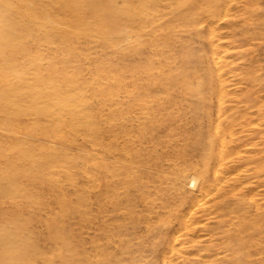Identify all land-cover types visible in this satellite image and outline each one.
<instances>
[{"label": "rangeland", "instance_id": "obj_1", "mask_svg": "<svg viewBox=\"0 0 264 264\" xmlns=\"http://www.w3.org/2000/svg\"><path fill=\"white\" fill-rule=\"evenodd\" d=\"M245 1L0 0V264H264V0Z\"/></svg>", "mask_w": 264, "mask_h": 264}, {"label": "bare ground", "instance_id": "obj_2", "mask_svg": "<svg viewBox=\"0 0 264 264\" xmlns=\"http://www.w3.org/2000/svg\"><path fill=\"white\" fill-rule=\"evenodd\" d=\"M69 1H70V0H69ZM73 1L75 2V0H73ZM92 1H93V0H92ZM143 1H144V0H143ZM161 1H162V0H161ZM174 1H175V0H174ZM190 1H191V0H190ZM244 1H245V0H244ZM247 1H249V0H247ZM256 1H257V0H256ZM64 2H65V1H64ZM67 2H68V1H67ZM163 2H164V1H163ZM219 2H220V1H219ZM245 2H246V1H245ZM98 3H99V2H98ZM169 3H171L170 0H169ZM174 3H175V2H174ZM187 3H188V2H187ZM249 3H250V1H249ZM249 3H248V4H249ZM258 3H259V1H258ZM77 4H79V3H77ZM219 4H220V3H219ZM256 4H257V3H256ZM134 5H135V4H134ZM161 5H162V4H161ZM161 5H160V6H161ZM173 5H174V4H173ZM173 5H172V6H173ZM186 5H187V4H186ZM203 5H204V4H203ZM217 5H218V4H217ZM227 5H229V4H227ZM227 5H225V6H227ZM243 5H245V4H243ZM249 5H250V4H249ZM77 6H78V5H77ZM163 6H165V5H163ZM183 6H185V5H183ZM240 6H241V5H240ZM255 6H256V5H255ZM62 7H63V6H62ZM202 7H203V6H202ZM227 7H228V6H227ZM238 7H239V5H238ZM238 7H236L237 10H238ZM241 7H242V6H241ZM166 8H167V7H166ZM239 8H240V7H239ZM247 8H248V7H247ZM155 9H156V8H155ZM202 9H204V8H202ZM202 9H201V12H202ZM207 9H208V8H207ZM207 9H206V10H207ZM226 9H230V8H226ZM226 9H225V10H226ZM251 9H252V8H251ZM185 10H186V9H185ZM190 10H192V9H190ZM206 10H205V11H206ZM62 11H63V10H62ZM153 11H154V10H153ZM155 11H156V10H155ZM177 11H178V10H177ZM182 11H183V10H182ZM195 11H196V10H195ZM255 11H256V10H255ZM257 11H258V10H257ZM259 11H261V10H259ZM156 12H157V11H156ZM215 12H216V11H215ZM237 12H238V11H237ZM250 12H251V11H250ZM253 12H254V10H253ZM153 13H154V12H153ZM170 13H171V12H170ZM174 13H176V12H174ZM184 13H185V11H184ZM195 13H196V12H195ZM203 13H204V12H203ZM203 13H202V14H203ZM207 13H208V12H206V14H207ZM212 13H213V12H212ZM247 13H248V12H247ZM247 13H246V14H247ZM254 13H255V12H254ZM254 13H253V14H254ZM150 14H151V13H150ZM154 14H155V13H154ZM156 14H157V13H156ZM166 14H167V13H166ZM186 14H187V13H186ZM188 14H189V13H188ZM197 14H198V10H197ZM199 14L202 15L201 13H199ZM208 14H209V13H208ZM208 14H207V15H208ZM249 14H250V13H249ZM253 14H252V15H253ZM167 15H168V14H167ZM172 15H174V14H172ZM183 15H184V14H183ZM193 15H194V14H193ZM204 15H205V14H204ZM211 15H212V14H211ZM237 15H238V14H237ZM259 15H263V16H264L263 13H261V14H259ZM149 16H150V15H149ZM168 16H169V15H168ZM186 16H187V15H186ZM186 16H185V17H186ZM189 16H190V15H189ZM197 16H198V15H197ZM208 16H209V15H208ZM225 16H226V15H225ZM229 16H230V15H229ZM257 16H258V15H257ZM257 16H255V18H256ZM157 17H159V16H157ZM164 17H165V15H164ZM172 17H173V16H172ZM187 17H188V16H187ZM226 17H227V16H226ZM251 17H252V16H251ZM223 18H224V17H223ZM239 18H240V17H239ZM260 18H261V17H260ZM260 18H259V19H260ZM152 19L154 20V18H152ZM156 19H157V18H156ZM176 19H177V18H176ZM189 19H190V18H189ZM198 19H199V17H198ZM218 19H219V18H218ZM236 19H237V18H236ZM262 19H263V18H261V20H262ZM158 20H159V19H158ZM170 20H172V19H170ZM170 20H169V21H170ZM214 20H215V19H214ZM234 20H235V19H234ZM244 20H245V19H244ZM251 20H252V19H251ZM255 20H256V19H255ZM177 21H178V20H177ZM192 21H193V20H192ZM236 21L238 22V19H237ZM249 21H250V20H249ZM252 21H253V20H252ZM259 21H260V20H259ZM155 22H157V21H155ZM162 22H163V21H162ZM167 22H168V21H167ZM171 22L173 23V21H171ZM181 22H186V21H181ZM217 22H218V21H217ZM225 22H226V21H225ZM241 22H242V21H241ZM250 22H251V21H250ZM263 22H264V21H263ZM160 23H161V22H160ZM160 23H159V25H160ZM163 23H165V22H163ZM172 23H171V24H172ZM177 23H179V22H177ZM187 23H188V22H187ZM234 23H235V22H234ZM238 23H239V22H238ZM242 23H244V22H242ZM140 24H142V23L140 22ZM145 24L147 25V23H145ZM156 24H157V23H156ZM156 24H155V25H156ZM171 24H170V25H171ZM199 24L201 25L202 23H199ZM199 24H198V25H199ZM224 24H225V23H224ZM224 24H223V26H224ZM230 24H232V23L230 22ZM235 24H236V23H235ZM240 24H241V23H240ZM133 25H134V23H133ZM136 25H137V24H136ZM142 25H143V24H142ZM163 25H164V24H163ZM167 25H168V24H167ZM187 25H188V24H187ZM192 25H193V24H192ZM204 25H205V24H204ZM227 25H228V24H227ZM246 25H248V24H246ZM254 25L260 27V25H256V24H254ZM261 25H262V24H261ZM128 26H129V25H128ZM134 26H135V25H134ZM134 26H133V28H134ZM147 26H148V25H147ZM149 26H150V25H149ZM173 26H175V25H173ZM173 26H171V27L173 28ZM210 26H212V25H210ZM221 26H222V25H221ZM231 26H232V25H231ZM231 26H230V27H231ZM234 26H236V25H234ZM150 27H151V26H150ZM166 27H168V26H166ZM185 27H186V26H185ZM214 27H216V26L214 25ZM214 27L212 26V28H214ZM247 27H248V26H247ZM127 28H128V27H127ZM129 28H130L131 30H133L131 27H129ZM136 28H137V27H136ZM145 28H146V27H145ZM183 28H184V27H183ZM188 28H189V27H188ZM188 28H187V29H188ZM227 28H228V27H227ZM232 28H233V26H232ZM242 28H243V27H242ZM262 28H263V26H262ZM137 29H138V28H137ZM156 29H157V28H156ZM159 29H160V28H159ZM164 29H165V28H164ZM181 29H182V28H181ZM209 29H210V28H209ZM259 29H260V28H259ZM127 30H128V29H127ZM160 30H161V29H160ZM168 30H169V29H168ZM183 30H184V29H183ZM189 30H190V29H189ZM210 30H211V29H210ZM245 30H246V29H245ZM247 30H249V29H247ZM253 30H254V29H253ZM143 31H144V30H143ZM155 31H156V30H154V32H155ZM190 31H191V30H190ZM250 31H251V30H250ZM255 31H256V30H255ZM258 31H259V30H258ZM262 31H263V30H262ZM131 32H132V31H131ZM131 32H130V33H131ZM134 32H135V31H134ZM210 32H211V31H210ZM210 32H209V33H210ZM227 32H228V31H227ZM135 33H136V32H135ZM176 33H178V32H176ZM189 33H190V32H189ZM211 33H212V32H211ZM213 33H214V32H213ZM240 33H241V32H240ZM164 34H168V36H170V35H169V32H168V33H164ZM174 34H175V32H174ZM214 34H215V33H214ZM257 34H258V33H257ZM133 35H135V34H133ZM133 35H132V36H133ZM137 35H138V34H136V36H137ZM156 35H157V34H156ZM159 35H160V33H159ZM220 35H221V34H220ZM230 35H231V34H230ZM236 35H237V34H236ZM243 35H244V34H243ZM129 36H130V35H129ZM174 36H175V35H174ZM182 36H185V35L183 34ZM201 36H202V35H201ZM201 36H200V37H201ZM212 36H213V35H212ZM133 37L135 38V36H133ZM156 37H157V36H156ZM166 37H167V36H166ZM177 37H178V36H177ZM192 37H194V36H192ZM202 37H204V36H202ZM209 37H211V36H209ZM231 37H233V36H231ZM262 37H263V36H262ZM148 38H149V36H148ZM148 38H147V39H148ZM170 38H172V37H170ZM179 38H180V37H179ZM190 38H191V37H190ZM195 38H196V37H195ZM195 38H194V39H195ZM211 38H212V37H211ZM239 38H240V37H239ZM126 39H127V38H126ZM140 39H141V38H140ZM149 39H150V38H149ZM180 39H181V38H180ZM237 39H238V38H237ZM242 39L245 40L246 38H245V39L242 38ZM150 40H151V39H150ZM155 40H156V38H155ZM166 40H167V39H166ZM177 40H178V38H177ZM190 40H191V39H190ZM196 40H197V38H196ZM260 40H261V39H260ZM263 40H264V39H263ZM171 41H172V40H171ZM238 41H239V40H238ZM261 41H262V40H261ZM147 42H148V41H147ZM162 42L164 43V41H162ZM167 42H168V41H167ZM194 42H195V41H194ZM148 43H149V42H148ZM203 43H204V42H203ZM214 43H215V41H214ZM214 43H213V44H214ZM216 43H217V42H216ZM218 43H219V42H218ZM253 43H254V42H253ZM260 44H262V43H260ZM260 44H259V46H263V45H260ZM151 45H152V44H151ZM211 45H212V43H211ZM214 45H215V44H214ZM214 45H213V46H214ZM199 46H200V44H199ZM209 46H210V45H209ZM140 47H141V46H140ZM140 47H139L138 49H140ZM146 47H147V46H146ZM177 47H178V46H177ZM200 47H201V46H200ZM230 47H231V46H230ZM238 47H239V46H238ZM147 48H149V47H147ZM151 48H152V47H151ZM195 48H196V47H195ZM203 48H204V47H203ZM212 48H213V47H212ZM155 49H156V48H155ZM198 49H199V48H198ZM240 49H241V48H240ZM258 49H259V48H258ZM149 50H150V49H149ZM212 50H213V49H212ZM255 50H256V49H255ZM259 50H260V49H259ZM132 51H133V50H132ZM139 51H140V50H139ZM144 51H145V50H144ZM152 51H154L153 48H152ZM176 51L178 52V50H176ZM176 51H175V52H176ZM181 51H182V50H181ZM214 51H216V50H214ZM214 51H213V53H214ZM244 51H245V50H244ZM149 52H151V51H149ZM149 52H148V53H149ZM155 52H156V51H155ZM166 52H167V51H166ZM193 52H194V50H193ZM241 52H242V51H241ZM246 52H247V51H246ZM164 53H165V52H164ZM167 53H169V52H167ZM167 53H166V54H167ZM180 53H181V52H180ZM213 53H212V57H214V56H213V55H214ZM238 53H239V52H238ZM259 53H260V51H259ZM155 54H156V53H155ZM234 54H236V53H234ZM250 54H253V53H250ZM250 54H249V55H250ZM174 55H175V53H174ZM180 55H181V54H180ZM193 55H194V54H193ZM197 55H198V53H197ZM197 55H196V56H197ZM222 55H223V52H222ZM231 55H232V54H231ZM236 55H237V54H236ZM239 55H240V54H239ZM245 55H246V54H245ZM257 55H259V54H257ZM167 56H169V55H167ZM200 56H201V54H200ZM220 56H221V55H220ZM228 56H229V55H228ZM240 56H241V55H240ZM254 56H255V55H253V57H254ZM157 57H158V56H157ZM179 57H180V56H179ZM179 57H178V58H179ZM194 57H195V56H194ZM210 57H211V56H210ZM218 57H219V56H218ZM245 57H246V56H245ZM153 58H154V57H153ZM200 58H201V57H200ZM214 58H215V57H214ZM238 58H239V57H238ZM256 58H257V57H256ZM151 59H152V58H151ZM194 59H195V58H194ZM233 59H234V58H233ZM241 59H242V58H241ZM241 59H240V60H241ZM254 59H255V58H254ZM138 60H139V58H138ZM141 60H142V59H141ZM143 60H145V58H144ZM143 60H142V61H143ZM149 60H150V59H149ZM177 60H178V59H177ZM179 60H180V59H179ZM214 60H215V59H214ZM250 60H252V58H251ZM258 60H259V59H258ZM262 60H263V58H262ZM262 60H260V61H262ZM167 61H168V60H167ZM237 61H238V59H237ZM131 62H132V60H131ZM156 62H157V61H156ZM162 62H163V61H162ZM193 62H194V61H193ZM196 62H201V61H196ZM214 62L216 63V61H214ZM256 62H258V61H256ZM165 63H166V61H165ZM218 63H219V62H218ZM238 63H239V62H238ZM262 63L264 64V62H262ZM133 64H134V63H133ZM146 64H147V63H146ZM161 64H162V63H161ZM194 64H195V63H194ZM194 64H193V65H194ZM200 64H201V63H200ZM243 64H244V63H243ZM246 64L249 66L251 63H250V64H249V63H246ZM258 64H259V63H257L256 65H258ZM162 65H163V64H162ZM170 65H171V64H170ZM191 65H192V64H191ZM197 65H198V64H197ZM259 65H260V64H259ZM140 66H141V65H140ZM145 66H146V65H145ZM208 66H209V65H208ZM232 66H233V64H232ZM262 66H263V65H262ZM136 67H137V66H136ZM156 67H157V66H156ZM191 67L193 68V66H191ZM201 67H202V66H201ZM243 67H244V66H243ZM260 67H261V66H260ZM137 68H138V67H137ZM141 68H143V67H141ZM146 68H147V67H146ZM196 68H197V67H196ZM209 68H210V67H209ZM233 68H234V67H233ZM170 69H172V67H171ZM180 69H181V68H180ZM219 69H221V67H219ZM219 69H218V72L220 71ZM230 69H231V68H230ZM242 69H243V68H242ZM246 69H248V68H246ZM249 69H250V68H249ZM254 69H255V67H254ZM257 69H260V68H257ZM263 69H264V67H263ZM143 70H145V69H143ZM152 70H153V69H152ZM200 70H202V69H200ZM203 70H204V69H203ZM235 70H236V69H235ZM252 70H253V69H252ZM156 71H157V70H156ZM205 71H206V70H205ZM228 71H229V70H228ZM253 71H254V70H253ZM253 71H252V72H253ZM128 72H129V71H128ZM138 72H139V71H137V73H138ZM141 72H142V71H141ZM141 72H140V73H141ZM188 72H189V71H188ZM242 72H244V71L242 70ZM254 72H255V71H254ZM256 72H257V71H256ZM140 73H138V74H140ZM147 73H148V71H147ZM155 73H156V72H155ZM160 73H162V72H160ZM205 73H207V72H205ZM244 73H246V72H244ZM209 74H210V73H209ZM174 75H175V74H174ZM217 75H218V74H217ZM248 75H249V74H248ZM200 76H201V75H200ZM256 76H258V75H256ZM256 76H254V77H256ZM250 77H251V76H250ZM262 77H263V76H262ZM262 77H261V78H262ZM171 78H173V77L171 76ZM171 78H170V79H171ZM232 78H234V77L232 76ZM248 78H249V77H248ZM196 79H197V78H196ZM206 79H207V78H206ZM212 79H213V77H212ZM251 79H252V78H251ZM254 79H255V78H254ZM254 79H253V81H255ZM139 80H140V79H139ZM256 80H257V79H256ZM130 81H131V80H130ZM130 81H129V82H130ZM149 81H150V80H149ZM173 81H174V80H173ZM173 81H172L171 84H173ZM196 81H197V80H196ZM199 81H200V80H199ZM240 81H241V80H240ZM246 81H247V79H246ZM132 82H133V80H132ZM244 82H245V81H244ZM133 83H134V82H133ZM165 83H166V82H165ZM193 83H195V82L193 81ZM196 83H197V82H196ZM199 83H200V82H199ZM199 83H198V85H199ZM203 83H204V82H203ZM203 83H202V84H203ZM249 83H251V82H249ZM259 83H260V82H259ZM261 83H262V81H261ZM190 84H191V83H190ZM225 84H226V83H225ZM133 85H134V84H133ZM173 85H174V84H173ZM212 85H213V84H212ZM246 85H247V84H246ZM140 86H141V85H140ZM142 86H143V85H142ZM171 86H172V85H171ZM175 86H176V85H175ZM193 86H195V85H193ZM193 86H192V87H193ZM218 86H220V85L218 84ZM256 86H257V85H256ZM258 86H259V85H258ZM261 87H262V86H261ZM134 88H135V87H134ZM221 88H222V87H221ZM255 88H256V87H255ZM190 89H191V88H190ZM196 89H197V87H196ZM196 89H195V90H196ZM198 89H201V88H198ZM209 89H210V88H209ZM175 90H176V89H175ZM253 90H254V89H253ZM159 91H160V90H159ZM257 91H259V90H257ZM200 92H201V90H200ZM204 92H205V91H204ZM218 92H219V90H218ZM243 92H245V91H243ZM243 92H241V93H243ZM249 92H250V90H249ZM191 93H192V92H191ZM198 93H199V92H198ZM206 93H207V92H206ZM220 93H221V92H220ZM220 93H219V94H220ZM245 93H246V92H245ZM140 94H141V93H140ZM145 95H146V94H145ZM148 95H149V94H148ZM233 95H234V94H233ZM237 95H238V94H237ZM239 95H240V94H239ZM162 96H163V95H162ZM195 96H196V95H195ZM221 96H222V95H221ZM240 96H241V95H240ZM157 97H158V95H157ZM160 97H161V96H160ZM196 97H197V96H196ZM219 97H220V95H219ZM219 97H218V98H219ZM250 97H251V96H250ZM213 98H214V97H213ZM251 98H252V97H251ZM131 99H133V98H131ZM168 99H169V98H168ZM168 99H167V100H168ZM198 99H199V97H198ZM202 99H203V98H202ZM158 100H159V99H158ZM220 100H221V99H220ZM220 100H218V101H220ZM242 100H243V98H242ZM242 100H240V101H242ZM246 100H248V99L246 98ZM250 100H251V99H250ZM252 100H253V98H252ZM178 101H179V100H178ZM185 101H187V100H185ZM244 101H245V100H244ZM129 102H130V100H129ZM133 102H134V101H133ZM172 102H173V101H172ZM203 102H204V101H203ZM203 102H202V103H203ZM234 102H235V101H234ZM242 102H243V101H242ZM194 103H195V102H194ZM198 103H199V102H198ZM217 103H218V102H217ZM222 103H223V102H222ZM129 104H130V103H129ZM154 104H155V103H154ZM171 104H172V103H171ZM239 104H240V103H239ZM148 105H149V104H148ZM167 105H168V104H167ZM179 105H180V104H179ZM202 105H203V104H202ZM236 105H237V104H236ZM245 105H247V103H246ZM245 105H244V106H245ZM175 106H176V105H175ZM209 106H210V105H209ZM217 106H220V104L217 105ZM240 106L242 107V105H240ZM247 106H248V105H247ZM253 106H254V105H253ZM151 107H152V106H151ZM173 107H174V106H173ZM182 107H183V106H182ZM185 107H186V106H185ZM185 107H183V108H185ZM245 107H246V106H245ZM212 108H213V106H212ZM219 108H220V107H219ZM219 108H217V110H218ZM237 108H238V107H237ZM237 108L235 107V109H237ZM162 109H163V107H162ZM177 110H178V109H177ZM179 110H180V108H179ZM196 110H197V109H195V111H196ZM198 110H199V109H198ZM207 110H208V109H207ZM208 111H209V110H208ZM218 111H219V110H218ZM258 111H259V110H258ZM154 112H155V114H156V111H154ZM177 112H178V111H177ZM190 112H191V111H190ZM190 112H189V113H190ZM193 112H194V111H193ZM216 113H217V112H216ZM193 114H194V113H193ZM214 114H215V113H214ZM218 114H219V113H218ZM218 114H217V115H218ZM227 115H228V114H226V116H227ZM157 116H158V115H157ZM189 116H190V115H189ZM206 116H207V115H206ZM209 116H210V115H209ZM213 116H215V115H213ZM226 116H225V117H226ZM207 117H208V116H207ZM219 117H220V116H219ZM200 118H201V117H200ZM216 118H217V117H216ZM195 119H196V118H195ZM211 119H212V118H211ZM191 120H192V119H191ZM210 121H211V120H210ZM213 121H214V120H213ZM259 121H260V120H259ZM205 122H206V120H205ZM254 122H255V121H254ZM216 123H217V122H216ZM216 123H215V124H216ZM252 123H253V122H252ZM255 123H257V121H256ZM203 125H204V127H205V124H203ZM237 125H238V124H237ZM220 126H221V125H220ZM222 127H223V126H222ZM202 128H203V127H202ZM212 128H216V126H215V127H212ZM224 128H225V127H224ZM199 129H200V128H199ZM210 129H211V128H210ZM220 129H221V128H220ZM220 133H221V132H220ZM208 134H209V133H208ZM207 136H208V135H207ZM210 136H211V135H210ZM212 137H213V136H212ZM221 138H222V137H221ZM202 139H203V138H202ZM255 139H256V138H255ZM231 140H232V139H231ZM198 141H199V140H198ZM230 142H231V141H230ZM208 143H209V142H208ZM211 143H212V142H211ZM215 143H216V141H215ZM219 143H220V142H219ZM199 144H200V143H199ZM201 144H202V143H201ZM206 144H207V143H206ZM221 144H222V143H221ZM144 146H145V145H144ZM243 146H244V145H243ZM247 146H248V145H247ZM209 147H210V146H209ZM212 147H213V146H212ZM244 147H245V146H244ZM213 148H215V147H213ZM237 148H238V147H237ZM242 148H243V147H242ZM240 149H241V148H240ZM216 150H217V149H216ZM242 150H243V149H242ZM262 150H263V149H262ZM262 150H261V151H262ZM205 151H206V150H205ZM231 151H232V150H231ZM203 152H204V151H203ZM240 152H241V151H240ZM139 153H140V152H139ZM205 153H206V152H205ZM215 153H216V152H215ZM242 153H243V151H242ZM260 153H261V152H260ZM263 153H264V152H263ZM256 154H257V153H256ZM256 154L253 153V155H256ZM190 156H192V155H190ZM190 156H189V157H190ZM217 156H218V155H217ZM238 156H240V154L237 155V157H238ZM243 156H244V155H243ZM219 157H220V156H219ZM235 157H236V156H235ZM256 157H257V156H256ZM259 157H260V156H259ZM239 158H240V157H239ZM263 158H264V157L262 156V159H263ZM159 159H160V158H159ZM216 159H217V158H216ZM220 159H221V158H220ZM231 159H232V158H231ZM241 159H242V158H241ZM255 159H256V158H255ZM258 159L260 160L261 158H258ZM178 160H179V159H178ZM186 160H187V159H186ZM229 160H230V159H229ZM259 160H258V161H259ZM164 161H165V159H164ZM164 161H163V162H164ZM174 161H175V160H174ZM102 162H103V161H102ZM183 162H184V161H183ZM206 162H207V160H206ZM217 162L219 163L220 161H217ZM244 162H245V161H244ZM249 162H250V161H249ZM255 162H256V161H255ZM189 163H190V162H189ZM227 163H228V162H227ZM234 163H235V162H234ZM236 163H237V161H236ZM246 163L248 164L247 161H246ZM256 163H257V162H256ZM256 163H255V164H256ZM178 164H180V163H178ZM186 164H187V163H186ZM212 164H213V163H212ZM228 164H229V163H228ZM228 164H227V165H228ZM232 164H233V162H232ZM238 164H239V163H238ZM249 164H250V163H249ZM249 164H248V165H249ZM158 165H159V164H158ZM161 165H162V163H161ZM163 165H164V163H163ZM163 165H162V166H163ZM190 165H191V163H190ZM217 165H218V164H217ZM243 165H245V164H243ZM253 165H254V164H253ZM257 165H258V164H257ZM257 165H256V166H257ZM140 166H144V165L142 164V165H140ZM176 166H177V165H176ZM182 166H184V165H182ZM212 166H213V165H212ZM214 166H216V165H214ZM104 167H105V166H104ZM145 167H146V166H145ZM189 167H190V166H189ZM262 167H263V165H262ZM146 168H147V167H146ZM173 168H174V166H173ZM175 168H176V167H175ZM182 168H183V167H182ZM148 169H149V168H148ZM178 169H179V168H178ZM178 169H176V170H177V171H176L177 173H178ZM186 169H187V168H186ZM192 169H193V168H192ZM209 169H210V168H209ZM211 169H212V168H211ZM233 169H234V168H233ZM236 169H237V168H236ZM259 169H260V168H259ZM261 169H262V168H261ZM156 170H157V169H156ZM158 170H161V169H158ZM179 170H180V169H179ZM217 170H218V169H217ZM217 170H216V171H217ZM162 171H163V170H162ZM187 171H191V170H187ZM194 171H195V170H194ZM210 171H211V170H210ZM220 171H221V170H220ZM223 171H224V170H223ZM225 171H226V170H225ZM142 172H143V171H142ZM248 172H249V171H248ZM263 172H264V171H263ZM135 173H136V172H135ZM143 173H144V172H143ZM143 173H141V175H142ZM145 173H146V172H145ZM160 173H162V172L160 171ZM177 173H176V174H177ZM194 173H195V172H194ZM194 173H193L194 176L197 175L196 173H195V174H194ZM207 173H208V172H207ZM210 173H211V172H210ZM212 173H213V172H212ZM216 173H217V172H216ZM221 173H222V171H221ZM228 173H229V172H228ZM241 173H242V169H241ZM255 173H257V172H255ZM259 173H260V171H259ZM81 174H82V173H81ZM88 174H89V173H88ZM176 174H175V176H176ZM186 174H187V173H186ZM190 174H191V173H190ZM243 174H244V173H243ZM246 174H247V173H246ZM251 174H252V173H251ZM83 175H84V174H83ZM157 175H158V174H157ZM162 175H163V174H162ZM191 175H192V174H191ZM200 175H201V174H200ZM215 175H216V174H215ZM240 175H242V174H240ZM262 175H263V174H262ZM136 176H137V175H136ZM194 176H193V177H194ZM198 176H199V175H198ZM198 176H197V177L195 176V177L198 178ZM257 176H258V175H257ZM147 177H148V176H147ZM176 177H177V176H176ZM176 177H174V178H176ZM199 177H200V176H199ZM203 177H204V176H203ZM203 177H202V179H203ZM212 177H213V176H212ZM242 177H243V176H242ZM246 177H247V176H246ZM140 178H141V177H140ZM177 178H178V177H177ZM177 178H176V179H177ZM181 178H182V177H181ZM185 178H186V176H185ZM190 178H191V176H190ZM190 178H189V179H190ZM236 178H237V177H236ZM247 178H248V177H247ZM23 179H24V178H23ZM135 179H136V177H135ZM160 179H161V178H160ZM182 179H183V178H182ZM191 179H192V178H191ZM194 179H195V178H193V180H192L193 182H194ZM208 179H209V178H208ZM213 179H214V178H213ZM232 179H233V178H232ZM238 179H239V178H238ZM105 180H106V179H105ZM107 180H108V179H107ZM195 180H196V179H195ZM215 180H218V179H215ZM215 180H214V181H215ZM222 180H224V179H222ZM240 180H241V179H240ZM78 181H79V180H78ZM82 181H83V180H81V182H82ZM96 181H97V180H96ZM121 181H122V180H121ZM124 181H125V180H124ZM138 181H139V180H138ZM140 181H141V180H140ZM151 181H152V180H151ZM166 181H167V180H166ZM180 181L182 182V180H180ZM192 181H191V183H192ZM91 182H92V180H91ZM174 182H175V181H174ZM188 182H189V181H188ZM205 182H206V181H205ZM207 182H208V181H207ZM216 182H217V181H216ZM253 182H254V181H253ZM256 182L258 183V181H256ZM263 182H264V181H263ZM85 183H86V181H85ZM92 183H93V182H92ZM134 183H135V182H134ZM159 183H160V182H159ZM168 183H169V182H168ZM175 183H177V182H175ZM175 183H174V184H175ZM178 183H179V181H178ZM223 183H224V182H223ZM234 183H235V182H234ZM245 183H246V181H245ZM251 183H252V182H251ZM97 184H98V183H97ZM152 184H153V183H152ZM201 184H202V183H201ZM203 184H204V183H203ZM225 184H226V183H225ZM262 184H264V183H262ZM81 185H82V184H81ZM91 185H92V184H91ZM142 185H143V184H142ZM154 185H157V184H154ZM160 185H161V184H160ZM179 185H182V184L179 183ZM179 185H178V186H179ZM194 185H195V184H194ZM204 185H205V184H204ZM241 185H242V184H241ZM95 186H96V185H95ZM195 186H196V185H195ZM205 186H206V185H205ZM205 186H203V188H204ZM207 186H208V185H207ZM212 186H213V185H212ZM228 186H229V184H228ZM242 186H243V185H242ZM257 186H258V184H257ZM263 186H264V185H263ZM140 187H141V186H140ZM145 187H146V186H145ZM164 187H165V186H164ZM196 187H197V186H196ZM213 187H216V186H213ZM230 187H231V186H230ZM85 188H88V187H85ZM93 188H94V185H93ZM93 188H92V189H93ZM96 188H97V187H96ZM158 188H159V187H158ZM222 188H223V187H222ZM243 188H244V187H243ZM105 189L107 190L108 188H105ZM159 189H160V188H159ZM185 189H186V188H185ZM197 189H198V187H197ZM258 189H260V188L258 187ZM263 189H264V188H263ZM82 190H83V189H82ZM88 190H89V189H88ZM113 190H114V189H113ZM113 190H112V192H113ZM134 190H135V189H134ZM181 190H182V189H181ZM213 190H214V189H213ZM222 190H223V189H222ZM132 191H133V190H132ZM179 191H180V190H179ZM205 191H206V190H205ZM205 191H204V192H205ZM214 191H215V190H214ZM214 191H213V192H214ZM223 191H225V190H223ZM180 192H181V191H180ZM182 192H183V191H182ZM210 192H211V191H210ZM225 192H226V191H225ZM90 193H91V192H90ZM90 193H89V194H90ZM116 193H117V192H116ZM154 193H155V192H154ZM184 193H185V192H184ZM217 193H218V192H217ZM108 194H109V193H108ZM120 194H121V193H120ZM122 194H124V193H122ZM214 194H215V192H214ZM87 195H88V194H87ZM92 195H93V194H92ZM100 195H101V194H100ZM234 195H235V194H234ZM237 195H238V194H237ZM240 195H241V194H240ZM259 195H263V194H259ZM104 196H106V195H104ZM117 196H118V195H117ZM137 196H138V195H137ZM223 196H224V195H223ZM229 196H230V195H229ZM231 196H232V195H231ZM242 196H244V195H242ZM242 196H241V198H242ZM257 196H258V195H257ZM80 197H82V196H80ZM86 197H87V196H86ZM88 197H89V196H88ZM90 197H91V196H90ZM111 197H113L112 194H111ZM111 197H110V198H111ZM148 197H150V196H148ZM189 197H190V196H189ZM200 197H201V196H200ZM232 197H233V196H232ZM84 198H85V197H84ZM94 198H95V197H94ZM94 198H93V199H94ZM151 198H152V197H151ZM201 199H202V197H201ZM226 199H227V198H226ZM248 199H249V198H248ZM102 200H103V199H102ZM144 200H145V199H144ZM198 200H200V199H198ZM202 200H203V199H202ZM239 200H240V199H239ZM239 200H238L237 202H240ZM250 200H251V199H250ZM79 201L82 202L83 200L80 199ZM109 201H110V200H109ZM248 201H249V200H248ZM251 201H254V200H251ZM99 202H100V201H99ZM106 202H108V201H106ZM184 202H185V200L183 201V203H184ZM187 202H188V201H187ZM189 202H190V201H189ZM230 202H231V201H229V203H230ZM234 202H235V201H234ZM237 202H236V203H237ZM245 202H246V201H245ZM254 202H256V200H255ZM78 203H79V202H78ZM92 203H93V202H92ZM92 203H91V204H92ZM95 203H96V202H95ZM111 203H113V202L111 201ZM116 203H117V202H116ZM120 203H121V202H120ZM138 203H139V202H138ZM157 203H158V202H157ZM160 203H161V202H160ZM196 203H198V202H196ZM249 203H251V206H252V202H249ZM80 204H81V203H80ZM100 204H101V203H100ZM100 204H99V206H100ZM133 204H134V203H133ZM135 204H136V203H135ZM194 204H195V203H194ZM107 205H108V204H107ZM107 205H106V206H107ZM111 205H112V204H111ZM114 205H115V204H113V206H114ZM117 205H118V204H117ZM124 205H125V204H124ZM161 205H162V204H161ZM161 205H160V206H161ZM218 205H219V204H218ZM238 205H239V203H238ZM261 205H262V204H261ZM261 205H260V206H261ZM109 206H110V204H109ZM141 206H142V205H141ZM164 206H165V205H163V207H164ZM235 206H236V205H235ZM239 206H240V205H239ZM245 206H247V205L245 204ZM249 206H250V205H249ZM97 207H98V205H97ZM97 207H96V208H97ZM102 207H103V206H102ZM148 207H149V206H148ZM181 207H182V206H181ZM240 207H241V206H240ZM240 207H239V208H240ZM255 207H256V205H255ZM263 207H264V206H263ZM94 208H95V207H94ZM94 208H93V209H94ZM99 208H100V207H99ZM164 208H165V207H164ZM221 208H222V206H221ZM224 208H225V206H224ZM258 208H259V207H258ZM79 209H81V208H79ZM82 209H83V208H82ZM93 209H92V210H93ZM101 209H103V208H101ZM107 209H108V208H107ZM109 209H110V207H109ZM160 209H161V207H160ZM218 209H219V208H217L216 210H218ZM233 209H234V208H233ZM243 209H244V207H242V210H243ZM255 209H256V208H255ZM94 210H95V209H94ZM98 210H99V209H98ZM140 210H141V209H140ZM195 210H196V209H195ZM219 210H221V209H219ZM235 210H237L236 207H235ZM253 210H254V209H253ZM99 211H100V210H99ZM102 211L104 212V210H102ZM106 211H107V210H106ZM122 211H123V209H122ZM125 211H126V210H125ZM128 211H130V210H128ZM144 211H145V209H144ZM159 211H160V210H159ZM171 211H172V210H171ZM249 211H251V210H248L247 212H249ZM260 211H261V209H260ZM263 211H264V210H262V212H263ZM126 212H127V211H126ZM151 212H152V209H151ZM151 212H150V213H151ZM156 212H157V211H156ZM224 212H225V211H224ZM224 212H223V213H224ZM227 212H228V211H227ZM253 212H254V211H253ZM255 212L257 213V211H255ZM79 213H80V212H79ZM107 213H108V212H107ZM115 213H116V212H115ZM130 213H131V212H130ZM130 213L126 214V216L130 215ZM132 213H133V212H132ZM136 213H137V212H136ZM160 213H161V212H160ZM163 213H164V212H163ZM163 213H161V214L163 215ZM189 213H190V212H189ZM215 213H216V212H215ZM217 213H218V211H217ZM221 213H222V212H221ZM221 213H220V215H221ZM225 213H226V212H225ZM236 213H237V212H236ZM236 213H235V216H236ZM249 213H250V212H249ZM88 214H89V213H88ZM112 214H113V213H112ZM112 214H111V215H112ZM116 214L118 215V213H116ZM121 214H122V213H121ZM246 214H247V213H246ZM85 215H86V214H85ZM89 215H91V214H89ZM106 215H107V214H106ZM111 215L109 214V216H111ZM144 215H145V214H144ZM147 215H148V214H147ZM211 215H213V214H211ZM214 215H215V214H214ZM241 215H242V214H241ZM241 215H240V216H241ZM244 215H245V214H244ZM247 215H248V214H247ZM257 215H258V214H257ZM263 215H264V213H263ZM78 216H79V215H78ZM104 216H105V215H104ZM139 216H141V215H139ZM145 216H146V215H145ZM157 216H159V215H157ZM186 216H188V215H186ZM221 216H222V215H221ZM221 216H220V217H221ZM232 216H234V213H233ZM237 216H238V215H237ZM242 216H243V215H242ZM245 216H246V215H245ZM249 216L251 217L252 214L249 215ZM249 216H248V217H249ZM253 216H254V215H253ZM80 217H81V215H80ZM87 217H88V216H87ZM95 217H97V215H96ZM95 217H93V218L95 219ZM147 217H148V216H147ZM152 217H153V216L151 215V218H152ZM224 217H225V216H224ZM224 217H223V219H224ZM227 217H228V216H227ZM238 217H239V216H238ZM248 217H247V218H248ZM256 217H257V216H256ZM258 217H259V216H258ZM260 217H261V216H260ZM104 218H105V217H104ZM113 218H114V217H113ZM148 218H149V217H148ZM148 218H147V219H148ZM151 218H149V219H151ZM156 218H157V217H156ZM161 218H163V217L161 216ZM229 218H230V217H229ZM239 218H240V217H239ZM239 218H238V219H239ZM252 218L254 219V217H252ZM79 219H81V218H79ZM100 219H101V217H100ZM147 219H146V220H147ZM152 219H153V218H152ZM157 219H158V218H157ZM184 219H185V218H184ZM186 219H187V218H186ZM219 219H220V218H219ZM232 219H233V217H232ZM243 219H244V218H243ZM243 219H242V221H244ZM84 220H85V219H84ZM106 220H107V219H106ZM110 220H111V222H112V218H111ZM117 220H118V219H117ZM119 220H121V218H120ZM139 220H140V219H139ZM143 220H144V218H143ZM143 220H142V221H143ZM159 220H160V219H159ZM221 220H222V219H221ZM221 220H220V221H221ZM228 220H231V219H228ZM258 220H262V219H258ZM258 220H257V221H258ZM152 221H153V220H152ZM206 221H208V219H207ZM222 221H223V220H222ZM224 221H225V220H224ZM224 221H223V222H224ZM239 221H240V220L236 221V223L239 222ZM246 221H248V220H246ZM89 222H90V218H89ZM95 222H96V221H95ZM131 222H132V221H131ZM136 222H137V221H136ZM139 222H140V221H139ZM154 222H155V220H154ZM204 222H205V221H204ZM208 222H209V221H208ZM226 222H227V221H226ZM234 222H235V221H234ZM251 222H252V221H251ZM259 222H260V221H259ZM79 223H80V221H79ZM85 223H86V221H85ZM96 223H97V222H96ZM109 223H110V222H109ZM117 223H118V222H117ZM120 223H122V222L120 221ZM132 223H133V222H132ZM140 223H141V222H140ZM144 223H145V222H144ZM160 223H161V222H160ZM187 223H188V222H187ZM221 223H222V222H221ZM230 223H231V222H230ZM232 223H233V222H232ZM243 223H244V222H243ZM243 223H242V226H245V224L243 225ZM86 224H87V223H86ZM86 224H83V225H86ZM93 224H94V222H93ZM113 224H114V223H113ZM136 224H137V223H136ZM161 224H162V223H161ZM207 224H208V223H207ZM211 224H212V223H211ZM248 224H250V223H248ZM257 224H259V223H257ZM260 224H261V223H260ZM94 225H95V224H94ZM103 225H104V223H103ZM105 225H106V224H105ZM115 225H116V224H115ZM146 225H148V224H146ZM223 225H224V224H223ZM252 225H254L253 222H252ZM88 226H89V225H88ZM91 226H92V225H91ZM117 226H119V225H117ZM159 226H160V225H159ZM159 226H158V227H159ZM185 226H186V225H185ZM208 226H209V225H208ZM210 226H212V225H210ZM255 226H256V225H255ZM255 226H254V227H255ZM259 226H260V225H259ZM110 227H111V226H110ZM114 227H115V226H114ZM114 227H111V228H113V229H116V228H117V227H116V228H114ZM152 227H153V225H152ZM217 227H218V225H217ZM220 227H221V226H220ZM228 227H229V226H228ZM238 227H239V226H238ZM240 227H241V226H240ZM251 227H252V226H251ZM251 227H250V228H251ZM92 228H94V227H92ZM97 228H98V227H97ZM104 228H105V227H104ZM128 228H129V227H128ZM206 228H207V226H206ZM213 228H214V227H213ZM213 228H211V229H213ZM236 228H237V227H236ZM243 228H245V227H243ZM243 228H242V229H243ZM252 228H253V227H252ZM81 229H82V228H81ZM148 229H149V228H148ZM148 229H147V230H148ZM161 229H163V228H160V231H161ZM214 229H215V228H214ZM219 229H220V228H219ZM240 229H241V228H240ZM240 229H239V230H240ZM247 229H248V228H247ZM40 230H41V229H40ZM79 230H80V229H79ZM95 230H96V229H95ZM97 230H98V229H97ZM97 230H96V231H97ZM107 230H108V229H107ZM127 230H128V229H127ZM141 230H142V229H141ZM141 230H140V231H141ZM163 230H164V229H163ZM178 230H180V229H178ZM237 230H238V229H237ZM51 231H52V230H51ZM88 231H89V230H88ZM88 231H87V233H88ZM104 231L106 232V230H104ZM112 231H113V230H112ZM114 231H115V230H114ZM128 231H129V230H128ZM204 231H205V230H204ZM208 231H209V229H208ZM219 231H221V230H219ZM219 231H218V232H219ZM246 231H247V230H246ZM248 231H249V229H248ZM44 232H45V231H44ZM79 232H81V231H79ZM105 232H104V234H105ZM125 232H126V231H125ZM152 232H153V231H152ZM157 232H158V231H157ZM179 232H180V231H179ZM181 232H182V231H181ZM190 232H192V231H190ZM199 232H200V231H199ZM227 232H228V231H227ZM249 232H251V231H249ZM68 233H70V232H68ZM114 233H115V232H114ZM137 233H138V232H137ZM155 233H156V232H155ZM160 233H162V232H160ZM204 233H206V232H204ZM209 233H210V231H209ZM232 233H233V230H232ZM236 233H237V232H236ZM252 233H253V232H252ZM85 234H86V233H85ZM90 234H91V233H90ZM94 234H95V232H94ZM96 234H97V233H96ZM150 234H151V233H150ZM215 234H216V233H215ZM219 234H220V233H219ZM239 234H240V233H238L237 235H239ZM253 234H254V233H253ZM253 234H252V235H253ZM256 234H257V233H256ZM260 234H262V233H260ZM87 235H88V234H87ZM100 235L103 236V233L100 234ZM112 235H113V234H112ZM207 235H208V234H207ZM228 235H229V234H228ZM248 235H249V233H248ZM67 236H68V235H67ZM70 236H71V235H70ZM107 236H108V235H107ZM107 236H106V237H107ZM110 236H111V235H110ZM135 236H136V235H135ZM152 236H153V235H152ZM157 236H158V234H157ZM159 236H161V235H159ZM176 236H177V234H176ZM220 236H221V235H220ZM245 236H246V235H245ZM256 236H257V235H256ZM261 236H262V235H261ZM76 237H77V236H76ZM90 237H91V236H90ZM121 237H122V236H121ZM123 237H124V236H123ZM153 237H154V236H153ZM221 237H224V238H225V234H224V236H221ZM226 237H227V235H226ZM247 237H248V236H247ZM80 238H81V237H80ZM80 238H79V239H80ZM110 238H112V237H110ZM113 238H116V237H113ZM113 238H112V239H113ZM119 238H120V237H119ZM135 238H136V237H135ZM149 238H150V237H149ZM154 238H155V237H154ZM161 238H163V237H161ZM224 238H223V239H224ZM255 238H256V237H255ZM67 239H68V238H67ZM91 239H92V238H91ZM96 239H97V238H96ZM107 239H108V241H109V238H107ZM117 239H118V238H117ZM133 239H134V238H133ZM133 239H131V240H133ZM145 239H146V238H145ZM98 240H99V239H98ZM98 240H97V241H98ZM100 240H101V239H100ZM134 240H135V239H134ZM152 240H153V238H152ZM175 240H176V239H175ZM214 240H215V239H214ZM214 240H213V241H214ZM224 240H226V238H225ZM229 240H230V239H229ZM229 240H228V242H229ZM231 240H232V239H231ZM239 240H240V239H239ZM239 240H237V242H240V241H241V240H240V241H239ZM263 240H264V239H263ZM72 241H73V240H72ZM119 241H120V240H119ZM145 241H146V240H145ZM149 241H151V238H150ZM149 241H147V242H149ZM158 241L160 242V239H159ZM210 241H211V240H210ZM216 241H217V240H216ZM220 241H221V240H220ZM220 241H219V242H220ZM60 242H61V241H60ZM70 242H71V241H70ZM98 242H99V241H98ZM100 242H101V241H100ZM103 242H104V241H103ZM114 242H115V243H114L113 245L115 246V244L117 243V241L114 240ZM121 242H122V241H121ZM147 242H146V243H147ZM174 242H175V241H174ZM176 242H177V241H176ZM207 242H209V241H207ZM219 242H218V244H219ZM232 242H233V241H232ZM249 242H250V241H249ZM90 243H91V242H90ZM95 243H96V242H95ZM109 243H110V242H109ZM111 243H113V242H111ZM126 243H127V242H126ZM134 243H135V242H134ZM157 243H158V242H157ZM161 243H162V242H161ZM226 243H227V242H226ZM246 243H247V242H246ZM215 244H216V243H215ZM229 244H230V243H229ZM232 244H233V243H231L230 245H232ZM262 244H263V243L261 242V245H262ZM97 245H98V243H97ZM110 245H111V244H110ZM113 245H112V246H113ZM145 245H148V244H145ZM223 245H224V244H223ZM233 245H235V244H233ZM240 245H241V242H240ZM243 245H244V244H243ZM249 245H250V244H249ZM73 246H75V245H73ZM77 246H78V245H77ZM100 246H101V245H100ZM138 246H140V245H138ZM143 246H144V243H143ZM143 246H141V248H142ZM150 246H151V245H150ZM216 246H217V244H216ZM216 246H215V247H216ZM227 246H228V245H227ZM80 247H81V246H80ZM85 247H86V246H85ZM88 247H89V246H88ZM103 247H104V245H103ZM110 247H111V246H110ZM115 247H116V246H115ZM160 247H161V245H160L158 248H160ZM164 247H165V246H164ZM172 247H173V246H172ZM210 247H211V246H210ZM213 247H214V246H213ZM218 247H219V246H218ZM222 247H223V246H222ZM222 247H221V248H222ZM224 247H225V245H224ZM242 247H243V246H242ZM101 248H102V247H101ZM107 248H108V244H107ZM175 248H176V247H175ZM219 248H220V247H219ZM229 248H230V247H229ZM231 248H232V247H231ZM233 248H234V247H233ZM239 248H240V246H239ZM243 248H244V247H243ZM243 248H242V249H243ZM81 249H82V248H81ZM94 249H96V247H94ZM98 249H100L99 246H98ZM110 249H111V248H110ZM110 249H109V250H110ZM112 249H116V248H112ZM128 249H129V248H128ZM130 249H131V248H130ZM135 249H136V248H135ZM137 249H138V248H137ZM137 249H136V250H137ZM142 249H143V248H142ZM160 249H161V248H160ZM166 249H167V248H166ZM166 249H165V250H166ZM210 249H211V248H210ZM217 249H218V248H217ZM223 249H224V248H223ZM83 250H84V248H83ZM87 250H88V249H87ZM91 250H93V248H91ZM91 250H90V251H91ZM101 250H102V249H101ZM117 250H118V249H117ZM152 250H153V249H152ZM163 250H164V249H163ZM232 250H233V249H231V254H232ZM249 250H250V249H249ZM263 250H264V249H263ZM75 251H76V249H75ZM106 251H107V250H106ZM106 251H105V252H106ZM114 251H116V250H114ZM148 251H149V250L145 251V253H148ZM157 251H158V250H157ZM209 251H210V250H209ZM223 251L225 252L226 250H223ZM223 251H218L219 253H218L217 255L221 254ZM233 251H234V250H233ZM240 251H241V250H240ZM247 251H248V247H247ZM251 251H252V250H251ZM251 251H250V252H251ZM85 252H87V251H85ZM98 252H99V251H98ZM108 252H109V251H108ZM110 252H113V251H110ZM120 252H121V251H120ZM127 252H128V251H127ZM151 252H152V251H151ZM155 252H156V251H155ZM211 252H212V251H211ZM220 252H221V253H220ZM226 252H227V251H226ZM235 252H236V250H235ZM248 252H249V251H248ZM252 252H253V251H252ZM78 253H80V252H78ZM89 253H90V252H89ZM96 253H97V252H96ZM96 253H95L94 255L99 254V253H97V254H96ZM137 253H138V252H137ZM163 253H164V252H163ZM208 253H209V252H208ZM212 253H213V252H212ZM233 253H234V252H233ZM236 253H237V252H236ZM241 253L243 254V252H241ZM80 254H83V253H80ZM84 254H85V253H84ZM86 254H88V252H87ZM91 254H92V251H91ZM135 254H136V252H135ZM142 254H143V253H142ZM156 254H157V253H156ZM198 254H199V253H198ZM200 254H201V253H200ZM214 254H215V253H214ZM224 254H227V253H224ZM238 254H239V253H237V255H238ZM248 254H249V253H248ZM248 254H246V255H248ZM102 255H103V254H102ZM104 255H105V254H104ZM104 255H103V257L106 256V255H105V256H104ZM108 255H109V254H108ZM115 255L117 256V254H114V257H115ZM118 255H120V254L118 253ZM140 255H141V254H140ZM149 255H150V253H149ZM153 255H154V254H153ZM161 255H162V249H161ZM204 255H205V254H204ZM215 255H216V254H215ZM233 255H234V254H233ZM233 255H232V256H233ZM69 256H70V259H69V258H68V259L71 260V257H72V256H71V255H69ZM90 256H91V255H90ZM128 256H129V255H128ZM130 256H131V255H130ZM132 256H133V255H132ZM156 256H157V255H156ZM207 256H208V255H207ZM234 256H236V255H234ZM125 257H126V256H125ZM163 257H164V255H163ZM202 257H204V256H202ZM205 257H206V256H205ZM237 257H238V256H237ZM248 257H249V256H248ZM256 257H257V256H256ZM261 257H264V256H261ZM261 257H259V258H261ZM74 258H75V257H74ZM82 258H83V257H82ZM91 258H92V256H91ZM94 258H96V257L94 256ZM105 258H106V257H105ZM108 258H109V257H108ZM131 258H132V257H131ZM139 258H140V257H139ZM142 258H143V257H142ZM149 258H150V256H149ZM155 258H156V257H155ZM227 258H230V257H227ZM244 258H245V257H244ZM257 258H258V257H257ZM83 259H85V257H84ZM88 259H89V257H88ZM99 259H101V258H99ZM125 259H127V258H125ZM163 259H164V258H163ZM178 259H179V258H178ZM188 259H189V258H188ZM230 259H231V258H230ZM247 259H248V258H246L245 260H247ZM64 260H65V258H64ZM77 260H78V259H77ZM90 260H91V259H90ZM92 260H93V258H92ZM113 260H114V259H113ZM117 260H118V259H117ZM128 260H129V259H127V261H128ZM143 260H144V258L142 259V261H143ZM147 260H148V259H147ZM151 260L154 261V259H151ZM164 260H165V259H164ZM219 260H221V258H220ZM235 260L237 261V259H235ZM254 260H255V259H254ZM80 261H81V259H80ZM95 261H97V260L95 259ZM124 261H126V260H124ZM124 261H123V262H124ZM140 261H141V260H140ZM140 261H139V262H140ZM155 261H156V260H155ZM162 261H163V260H162ZM260 261H261V260H260ZM75 262H76V261H75ZM82 262H83V261H82ZM82 262H80V263H82ZM85 262H86V261H85ZM90 262H91V261H90ZM111 262H112V261H111ZM148 262H149V260H148ZM158 262H159V261H158ZM173 262H174V261H173ZM209 262H210V261H209ZM221 262H223V261L221 260ZM240 262H241V260H240ZM240 262H239V263H240ZM243 262H244V261H243ZM243 262H242V264H243ZM257 262H259V261L257 260ZM69 263H70V262H69ZM102 263H103V262H102ZM113 263L116 264L115 261H113ZM141 263H142V262H141ZM160 263H161V262H159V264H160ZM193 263H194V262H193ZM197 263H198V261H197ZM201 263H202V262H201ZM230 263H232V262H230ZM252 263H253V262H252ZM262 263H263V262H262ZM86 264H87V263H86ZM97 264H98V263H97ZM99 264H100V263H99ZM108 264H109V263H108ZM122 264H123V263H122ZM132 264H133V263H132ZM143 264H145V263H143ZM147 264H149V263H147ZM162 264H164V261H163ZM173 264H174V263H173ZM185 264H186V263H185ZM227 264H229V263H227Z\"/></svg>", "mask_w": 264, "mask_h": 264}]
</instances>
